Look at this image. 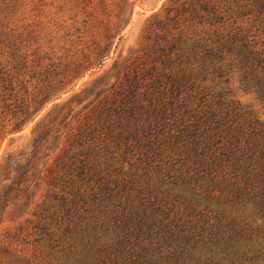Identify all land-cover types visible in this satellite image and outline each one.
Listing matches in <instances>:
<instances>
[{
	"label": "trees",
	"instance_id": "obj_1",
	"mask_svg": "<svg viewBox=\"0 0 264 264\" xmlns=\"http://www.w3.org/2000/svg\"><path fill=\"white\" fill-rule=\"evenodd\" d=\"M98 29L61 81L110 54L121 29ZM145 40L62 125L51 165L20 172V190L36 177L42 192L4 229L0 264H264V123L232 93L264 107V0H169ZM48 85L24 90L11 131Z\"/></svg>",
	"mask_w": 264,
	"mask_h": 264
},
{
	"label": "rangeland",
	"instance_id": "obj_2",
	"mask_svg": "<svg viewBox=\"0 0 264 264\" xmlns=\"http://www.w3.org/2000/svg\"><path fill=\"white\" fill-rule=\"evenodd\" d=\"M119 3L0 0V245L4 229L14 227L19 216L40 200L42 190L34 187L36 177L27 190H20V172L36 175L51 165L64 140L62 125L107 90L124 65L143 52L149 22L163 17L169 0H127L126 14L120 17ZM107 22L121 33L101 66L79 79L61 81L59 63L78 55L85 42L91 43L92 34L97 35L98 26ZM45 83L49 85L40 102H46L39 113L11 131L7 119L24 90L35 92ZM232 93L264 123V107L253 95L234 89ZM11 102L15 104L8 106Z\"/></svg>",
	"mask_w": 264,
	"mask_h": 264
}]
</instances>
